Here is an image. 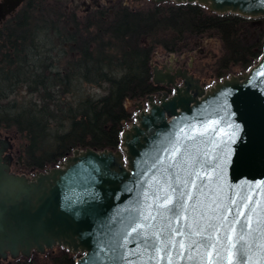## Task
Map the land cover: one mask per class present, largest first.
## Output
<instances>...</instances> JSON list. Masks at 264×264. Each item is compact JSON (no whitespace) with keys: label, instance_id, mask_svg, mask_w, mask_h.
<instances>
[{"label":"water","instance_id":"obj_1","mask_svg":"<svg viewBox=\"0 0 264 264\" xmlns=\"http://www.w3.org/2000/svg\"><path fill=\"white\" fill-rule=\"evenodd\" d=\"M25 1L0 0V25ZM152 1L264 17V0ZM152 74L172 92L145 98L119 149L19 174L0 133V264L56 247L75 264H264V53L209 88L187 69Z\"/></svg>","mask_w":264,"mask_h":264},{"label":"trees","instance_id":"obj_2","mask_svg":"<svg viewBox=\"0 0 264 264\" xmlns=\"http://www.w3.org/2000/svg\"><path fill=\"white\" fill-rule=\"evenodd\" d=\"M206 8L102 7L80 17L61 3L26 0L0 25V129L13 140L20 169L54 168L76 148L119 149L131 119L125 102L165 90L152 82L158 47L176 52L187 35L215 32L225 49L216 78L235 65L249 70L264 53V28L247 43L241 37L247 17L207 14ZM75 259L61 248L44 264ZM13 264L42 263L35 255Z\"/></svg>","mask_w":264,"mask_h":264},{"label":"rangeland","instance_id":"obj_3","mask_svg":"<svg viewBox=\"0 0 264 264\" xmlns=\"http://www.w3.org/2000/svg\"><path fill=\"white\" fill-rule=\"evenodd\" d=\"M46 5H55L61 3L64 6V10L67 13L76 12L80 17L85 16L95 10L104 8L113 9L115 7H128L130 10H146L155 7V3L152 0H42ZM174 4L173 2L161 3L160 5L167 9L168 6ZM206 13L211 14L208 8H206ZM264 28V17H247L244 21L243 28L241 31V37L245 42L250 43L254 41L257 37L259 30ZM225 53V49L221 38L215 33L203 34L201 36L187 35L185 39L180 42L176 52H167L163 48L158 47L153 51L151 57V68L165 69L171 68L176 69H187L191 74H194L196 78L200 80L202 85L209 88L214 85L216 81L222 80L216 78L217 63L219 59ZM240 65L231 66L230 72L226 77L242 75L246 73ZM181 80H177L180 84ZM94 92V91H93ZM163 92V91H160ZM166 92V91H165ZM125 107L127 111L131 113V119L129 122L124 123V127H127L129 123L134 120L136 114L139 113L140 107L147 108L148 101L145 99L132 100L128 99L125 102ZM2 136H6L4 130L0 129ZM13 144V140H12ZM12 156H14V162L12 164V170L16 173L30 174V170H22L16 164V153L15 148L11 150ZM61 247L53 248L48 250L46 254L34 253L39 259L40 263L44 264L48 262V257L59 253ZM15 261L8 259L1 264H13Z\"/></svg>","mask_w":264,"mask_h":264},{"label":"snow or ice","instance_id":"obj_4","mask_svg":"<svg viewBox=\"0 0 264 264\" xmlns=\"http://www.w3.org/2000/svg\"><path fill=\"white\" fill-rule=\"evenodd\" d=\"M169 203H171V198H169V199L165 202V205H163V206L166 207ZM179 206L182 207V205H179ZM241 214H242V213H241ZM233 231H235V229H233ZM200 234L202 235V233H200ZM181 235H183V233H181ZM205 239L208 241V243L205 245V247L215 248V244L211 243V241H212V236H211V235H209V236L206 237ZM180 247H184L183 242H181Z\"/></svg>","mask_w":264,"mask_h":264},{"label":"flooded vegetation","instance_id":"obj_5","mask_svg":"<svg viewBox=\"0 0 264 264\" xmlns=\"http://www.w3.org/2000/svg\"><path fill=\"white\" fill-rule=\"evenodd\" d=\"M181 82H182V80H181ZM181 82H180V84H181ZM163 89H165V90H163V91H168V89L166 88V87H162Z\"/></svg>","mask_w":264,"mask_h":264}]
</instances>
